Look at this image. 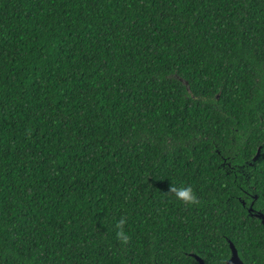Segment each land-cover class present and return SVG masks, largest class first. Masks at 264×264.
Wrapping results in <instances>:
<instances>
[{
    "label": "trees",
    "instance_id": "obj_1",
    "mask_svg": "<svg viewBox=\"0 0 264 264\" xmlns=\"http://www.w3.org/2000/svg\"><path fill=\"white\" fill-rule=\"evenodd\" d=\"M246 191L264 212V0H0V264L260 261Z\"/></svg>",
    "mask_w": 264,
    "mask_h": 264
},
{
    "label": "flooded vegetation",
    "instance_id": "obj_2",
    "mask_svg": "<svg viewBox=\"0 0 264 264\" xmlns=\"http://www.w3.org/2000/svg\"><path fill=\"white\" fill-rule=\"evenodd\" d=\"M224 168H229L228 170H230L231 167H224ZM246 167L244 166H239L237 167L235 170L237 171H244ZM246 196L249 198V203L246 204V202L242 200L243 202V205L245 206V209L247 211V214H246V217H248L249 219H255L257 220L261 225H263L264 227V212L261 210V209H258L254 206V200L256 199V194L254 193H250L249 191H246ZM226 237V241H227V244L229 246V254L228 256L224 259V264H240L239 261L242 262V264H264V249H262V254H263V259L261 258V260H257V259H253L250 260L248 259L247 257H245L244 253H242L239 248L237 247V245L235 244V242L233 240H231L229 237L225 236ZM231 245H233V247L235 248L236 252H237V258L236 260H231V256H232V247ZM192 256L195 257V259L197 260V263H199V260L196 256H200L203 260H204V263L205 264H209L205 261V259L197 254V253H194L192 252L191 253Z\"/></svg>",
    "mask_w": 264,
    "mask_h": 264
},
{
    "label": "clouds",
    "instance_id": "obj_3",
    "mask_svg": "<svg viewBox=\"0 0 264 264\" xmlns=\"http://www.w3.org/2000/svg\"><path fill=\"white\" fill-rule=\"evenodd\" d=\"M169 191L175 194V198L179 201H183L185 203H195L198 200V196L193 189L192 185L185 183H171ZM125 223L124 218H120L116 220V237L118 240L122 242H127L129 240V234L125 231L123 225Z\"/></svg>",
    "mask_w": 264,
    "mask_h": 264
},
{
    "label": "water",
    "instance_id": "obj_4",
    "mask_svg": "<svg viewBox=\"0 0 264 264\" xmlns=\"http://www.w3.org/2000/svg\"><path fill=\"white\" fill-rule=\"evenodd\" d=\"M260 149H261V148L259 147L257 153H256L255 156L253 157L254 159H256V157L259 156V154H260ZM231 247H232V256H231V260H236V259H238V258H237V257H238V256H237V252H236L235 248L233 247V245H231ZM196 257L198 258L200 264H205V263H204V260H203L200 256H196ZM239 262H240V264H242L241 261H239Z\"/></svg>",
    "mask_w": 264,
    "mask_h": 264
}]
</instances>
